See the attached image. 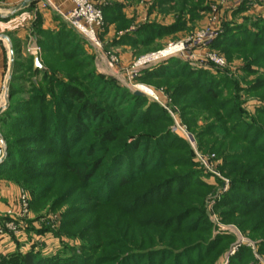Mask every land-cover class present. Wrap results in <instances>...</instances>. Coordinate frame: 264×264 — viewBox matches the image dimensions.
Returning <instances> with one entry per match:
<instances>
[{"label": "rangeland", "instance_id": "obj_1", "mask_svg": "<svg viewBox=\"0 0 264 264\" xmlns=\"http://www.w3.org/2000/svg\"><path fill=\"white\" fill-rule=\"evenodd\" d=\"M150 1L185 25L169 42L211 23L225 65L175 57L132 79L167 44L164 18L139 23L143 43L123 37L127 64L67 25L30 32L0 91L1 202L16 189L0 224L29 204L0 264H264V0ZM221 36L237 46L213 48Z\"/></svg>", "mask_w": 264, "mask_h": 264}, {"label": "crops", "instance_id": "obj_2", "mask_svg": "<svg viewBox=\"0 0 264 264\" xmlns=\"http://www.w3.org/2000/svg\"><path fill=\"white\" fill-rule=\"evenodd\" d=\"M192 2L193 0H182L181 12L192 11V8L188 7L189 3ZM42 3L43 0H0V91L9 75L10 48L13 47L17 51L16 55L20 54L18 49H21L20 52L23 54L21 45H23L24 40H27L30 32L34 31L37 26L44 30H59L60 24L66 23L63 14L73 7L70 0H50L51 6L46 9L42 7ZM153 3L154 1L150 0H108L106 11L110 21L101 38L107 49L119 52L121 60L125 64L130 62L131 58H135L133 48L136 46L123 41V37H130L131 34L138 43H143L144 39H138L139 33L143 32L139 23L146 19L148 22L150 17L164 18L165 20L161 21L162 26L171 27L177 24L180 26L179 30L176 29L171 33L164 34L163 38L161 37L162 40L165 38L166 43L169 42L167 37L182 36V30L185 29L184 23L179 24L175 21V15L166 13L161 15V11L158 9L149 13L148 9ZM165 4L172 5L171 0ZM188 25H190V20ZM31 38L33 39V37ZM4 192L3 190L2 194ZM15 194L16 189L7 191V195H3L9 197L7 204L0 200V220L8 211V206H12L11 198ZM6 242L5 239L1 240L0 247H8Z\"/></svg>", "mask_w": 264, "mask_h": 264}, {"label": "built area", "instance_id": "obj_3", "mask_svg": "<svg viewBox=\"0 0 264 264\" xmlns=\"http://www.w3.org/2000/svg\"><path fill=\"white\" fill-rule=\"evenodd\" d=\"M72 2V9L63 14V19L68 26L73 29L88 45L94 48H102V33L106 29V21L104 15V8L108 4V0H70ZM233 0H220V4H227ZM51 6L50 0H43L42 7L44 9ZM214 26L210 23L202 29L196 31L189 37L172 41L167 43L163 48L154 51L152 53L143 55L135 59L130 66L129 76L135 79L140 73L149 68H153L161 64L162 62L171 58H181L188 61H194L197 58L206 59L217 65H225V59L215 50H211L213 40L217 36ZM120 63V60L116 56H112L108 65L115 68ZM137 90H140L150 96L155 97L158 100V95L152 89L147 88L144 85L137 84ZM21 206L19 210L11 208L9 211L10 219L0 224V241L10 239L11 235H17L21 233L20 226L22 221L18 220V217L22 213L28 210V201L26 196L21 197ZM18 217L12 215L14 213ZM20 222V226L19 223ZM0 251H2L0 247Z\"/></svg>", "mask_w": 264, "mask_h": 264}, {"label": "trees", "instance_id": "obj_4", "mask_svg": "<svg viewBox=\"0 0 264 264\" xmlns=\"http://www.w3.org/2000/svg\"><path fill=\"white\" fill-rule=\"evenodd\" d=\"M104 15H105V21H106V26L108 25V23H109V21H110V19H109V16H108V13H107V11H106V7L104 8ZM64 26H66L67 24L66 23H62ZM179 25L177 24V25H175V26H171V27H162V26H160L162 29H161V31L160 32H164V34H166V33H171V32H173V31H175L176 29H177V27H178ZM67 27L68 28H70L68 25H67ZM71 29V28H70ZM35 30H37V32H39L40 33V31H42V30H44V29H41V28H39L38 26L35 28ZM72 31H74L73 29H71ZM75 32V31H74ZM76 33V32H75ZM141 33H145V30L143 29V32H141ZM77 34V33H76ZM78 35V34H77ZM78 37L79 38H81L79 35H78ZM82 39V38H81ZM145 41H147V40H143L142 42H145ZM235 46H237V44L236 43H232V42H230V44H228L227 42H226V40L221 36V37H219L215 42H214V44H213V48H217V47H219V48H221V49H226V47H227V50H232V49H234V47ZM17 51L15 50V56H16V66L19 64V59L17 58ZM33 59H34V57H33ZM34 63V62H33ZM15 66V67H16ZM164 68V67H163ZM162 67L161 68H159V69H157V70H154V71H152V72H145L144 73V76H148V77H146V79L147 80H149V79H151V78H161V77H164V73H165V71L164 70H162L163 69ZM39 69V68H38ZM38 69H35V70H38ZM69 92H71V94L72 95H74L75 93H76V91H74L73 89H69ZM135 98L136 99H138V98H142V97H140V96H135ZM3 174H5V173H1V175H3ZM23 264H43V263H41L39 260H37L34 256H32V255H27V256H25L24 257V262H23Z\"/></svg>", "mask_w": 264, "mask_h": 264}, {"label": "water", "instance_id": "obj_5", "mask_svg": "<svg viewBox=\"0 0 264 264\" xmlns=\"http://www.w3.org/2000/svg\"><path fill=\"white\" fill-rule=\"evenodd\" d=\"M27 5V3H25ZM16 66V56H15V49L13 47L10 48V65H9V77L11 78L12 74L15 71ZM42 64L40 62L39 55H34V69L41 68ZM136 96H144V92L138 90L135 92ZM8 106V102L5 103L4 106L0 107V114H2L5 108Z\"/></svg>", "mask_w": 264, "mask_h": 264}]
</instances>
